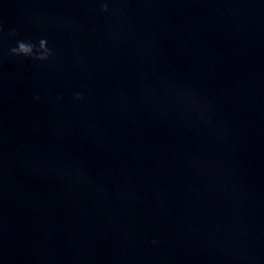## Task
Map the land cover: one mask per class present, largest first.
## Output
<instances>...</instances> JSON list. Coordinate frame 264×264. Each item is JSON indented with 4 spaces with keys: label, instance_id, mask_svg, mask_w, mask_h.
Wrapping results in <instances>:
<instances>
[{
    "label": "water",
    "instance_id": "water-1",
    "mask_svg": "<svg viewBox=\"0 0 264 264\" xmlns=\"http://www.w3.org/2000/svg\"><path fill=\"white\" fill-rule=\"evenodd\" d=\"M0 264H264V0H0Z\"/></svg>",
    "mask_w": 264,
    "mask_h": 264
},
{
    "label": "clouds",
    "instance_id": "clouds-1",
    "mask_svg": "<svg viewBox=\"0 0 264 264\" xmlns=\"http://www.w3.org/2000/svg\"><path fill=\"white\" fill-rule=\"evenodd\" d=\"M34 45L31 43H26L23 41L18 42V47L11 49V52L14 54H24V55H33ZM39 48L43 49V53H40L36 56L37 59H47L50 54V50L47 48V41L45 39H41L39 41Z\"/></svg>",
    "mask_w": 264,
    "mask_h": 264
}]
</instances>
